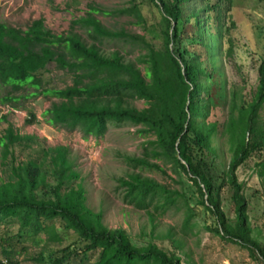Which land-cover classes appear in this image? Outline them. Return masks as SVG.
<instances>
[{"label":"trees","instance_id":"obj_1","mask_svg":"<svg viewBox=\"0 0 264 264\" xmlns=\"http://www.w3.org/2000/svg\"><path fill=\"white\" fill-rule=\"evenodd\" d=\"M147 2L161 14L160 48L142 36L109 30L95 17L98 13L125 15L141 23L136 0L109 11L89 3L85 15L72 20L69 31L61 34L47 29L43 19L33 20L25 30L0 22V82L12 92L31 86L34 95L58 99L44 110L45 121L68 132L78 131L84 139L103 137L110 123L139 126L138 133L152 139L142 144L140 156L122 155L126 165L134 171L165 174L164 167H169L183 172L196 188L198 204L215 218V226L209 230L223 241L246 248L264 264V244L251 235L248 203L237 177L239 167L253 155L258 157L255 173L264 177V57L255 89L248 96L236 88L231 90L226 101L228 114L220 125L212 119V86L221 69L218 58L233 55L232 0ZM76 26L86 29L94 40H135L145 52L135 62L117 51L106 55L95 43L88 44L73 32ZM187 26L194 29L189 34ZM49 64L67 71L72 85L43 86L42 76ZM20 98L9 94L2 102L17 107ZM136 100L145 107L130 104ZM28 114L27 122L33 123L34 114ZM1 118L7 122L6 115ZM218 135L230 154L220 173L213 159ZM32 145H36L37 156L19 160L16 149L33 150ZM0 148V166L6 175H0V228L9 221L17 225L15 234H0V264H21L25 244L40 234L46 235V243L59 245L68 233L76 240L47 257L42 250L32 260L37 264H183L178 255L154 243L134 245L123 228H109L102 212L88 208L67 146L45 147L37 136L20 134L7 122L0 133ZM117 182L124 203L136 209L153 208L163 214L177 203L178 193L140 173L119 177ZM226 189L230 191L232 220L221 209ZM184 208L187 227L193 212L187 202Z\"/></svg>","mask_w":264,"mask_h":264},{"label":"rangeland","instance_id":"obj_2","mask_svg":"<svg viewBox=\"0 0 264 264\" xmlns=\"http://www.w3.org/2000/svg\"><path fill=\"white\" fill-rule=\"evenodd\" d=\"M140 3L143 22L137 23L132 16L96 14L100 23L112 31H124L132 36H142L155 48H160L162 38L161 14L147 0H136ZM129 0H0V22L13 28L25 30L33 20L43 19L44 26L55 34L67 33L71 21L85 15L87 4L112 10L127 7ZM191 2L188 3L190 6ZM231 16L235 28L231 30L233 55L218 58L220 73L215 75L212 95L215 111L212 119L221 125L228 114L226 101L231 90L236 88L246 96L257 85V73L261 59L264 57V3L263 0H232ZM187 26V33L193 31ZM86 43H95L106 55L119 52L125 60L136 61L144 48L135 40L112 38L92 39L86 29L76 26L74 31ZM227 45L223 44V50ZM142 69V65H138ZM43 86L64 88L72 85V76L60 70L54 64L48 65V71L42 76ZM19 96L17 107L2 102L7 95ZM35 94V89L25 86L12 92L9 85L0 82V133L12 124L20 134L35 135L38 142L45 147L64 145L69 148L70 159L80 174V181L86 192V205L95 212L103 213V222L109 228H123L136 246L156 244L169 254L178 255L183 264H262L251 256L246 248L223 241L209 230L215 226L214 216L198 204L199 197L195 186L181 171L174 172L164 167L165 174L154 170H132L123 161L122 155L140 156L142 144L152 137L138 133L139 126L123 124L116 126L110 123L105 135L101 138L84 139L78 131L68 132L60 127L49 125L43 112L52 101L58 99L49 95ZM23 95V96H22ZM138 109L145 107L141 100L130 101ZM29 112L35 116L33 123H28ZM6 115L7 122L2 120ZM216 147L214 162L220 173L229 161L230 154L224 138L216 136L213 142ZM1 149V148H0ZM32 149H16L19 160L36 157ZM212 155L210 156V158ZM257 155L248 159L237 171L238 180L243 183V193L248 203V217L252 237L264 244V177L255 173ZM140 171V172H139ZM140 173L164 185L167 190L178 193L177 203L165 213L160 214L150 208L139 210L124 203L122 189L118 188L117 179L130 173ZM0 175L5 178L0 166ZM230 191L224 190L221 196V209L230 220L234 212L229 202ZM192 209L193 218L190 225L184 227V203ZM17 225L6 222L1 225L0 234H15ZM46 235L27 242V252L19 258L21 264H37L32 260L40 251L46 257L66 247L76 240L75 235L68 233L62 244L46 243Z\"/></svg>","mask_w":264,"mask_h":264}]
</instances>
